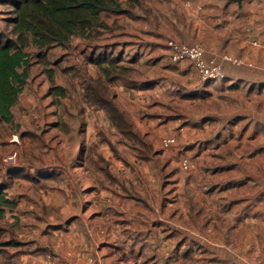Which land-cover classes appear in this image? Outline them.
I'll return each mask as SVG.
<instances>
[{
	"label": "crops",
	"instance_id": "crops-1",
	"mask_svg": "<svg viewBox=\"0 0 264 264\" xmlns=\"http://www.w3.org/2000/svg\"><path fill=\"white\" fill-rule=\"evenodd\" d=\"M118 1L122 12L105 13L106 28L50 51V61L61 62L54 80L64 96L51 91L38 64L37 96L25 100L24 92L17 105L37 108L34 129L46 151L77 129L90 154L95 131L112 129L121 152L99 149L78 165L75 154L64 164L61 153L50 150L52 159L44 160L38 149L37 165L20 156L10 174L1 172L16 206L0 221V264H264V167H255L264 165L263 11L252 9L254 0L242 7L232 0ZM170 40L203 45L223 67V86L240 84L241 137L219 124L217 94L227 91L212 85L200 96L203 84L190 62H171ZM110 61H120L127 78L108 77ZM86 78L108 87L148 144L146 158L138 154L142 144L132 147L105 111L87 102ZM63 113L82 120H62ZM173 137L176 145L164 148ZM13 139L18 135L9 138L16 148ZM184 156L191 171L180 166ZM235 161L241 170L232 169Z\"/></svg>",
	"mask_w": 264,
	"mask_h": 264
},
{
	"label": "trees",
	"instance_id": "trees-1",
	"mask_svg": "<svg viewBox=\"0 0 264 264\" xmlns=\"http://www.w3.org/2000/svg\"><path fill=\"white\" fill-rule=\"evenodd\" d=\"M7 4L12 6L15 14V17L8 20L12 27L11 34L14 37H7L0 32V123L12 124L16 122L13 108L18 104L30 79L34 52L37 51V64L44 67L43 72L51 84V91H57L59 95L64 96L66 90L56 87L54 80L61 62L50 61V51L57 47H68L73 38L89 40L97 34L95 32L98 29L106 28V23L103 20L105 13H120L122 7L118 0H9ZM95 48L97 47L95 46ZM110 62V67L103 69L108 77L127 78L123 67L117 65L120 61ZM189 65L194 68L192 63ZM194 70L197 72L195 68ZM225 79L226 76L219 82H202L204 91L200 96L208 93V87L221 84ZM236 86H238V90L241 87L239 83L229 87ZM224 88L227 90L226 87ZM259 88L262 90L264 85ZM84 90V98L87 102L97 109L105 111L112 125L124 137L129 138L132 147L136 142L144 146V149H138V154L142 158H146L150 154L148 144L140 133L134 130L125 113L110 96L108 87L102 84L101 79L86 78ZM232 117L219 120L224 128L228 127V131H226L228 134L234 131L236 126L235 123H231ZM240 119L242 120V117ZM224 130L221 131L224 132ZM22 134L25 135L28 132ZM75 156L77 159L73 160V164L83 160V154L75 153ZM184 157L192 164L191 158ZM184 159L180 161V166ZM239 160L237 159V161ZM240 164V162H236L231 166L241 170ZM14 169L15 167L0 169V219L5 218L7 211L16 206V203L8 199L4 193L8 184L2 181L3 174H1L3 171L10 174ZM23 177L35 180L29 174H25ZM251 187L254 186L251 185ZM261 198V195L256 196L255 202H259Z\"/></svg>",
	"mask_w": 264,
	"mask_h": 264
},
{
	"label": "rangeland",
	"instance_id": "rangeland-1",
	"mask_svg": "<svg viewBox=\"0 0 264 264\" xmlns=\"http://www.w3.org/2000/svg\"><path fill=\"white\" fill-rule=\"evenodd\" d=\"M8 1L9 0H0V3H3V4H0V32L6 35L7 37H14V35L11 34L12 27L10 26V23L8 20L12 17H15V14L12 10L13 9L12 6H9L7 4ZM251 4H253L252 9H260L261 11H263V0H254V2ZM125 63H127V61H125ZM123 70L126 73L128 72V70H125L124 68ZM40 72H41V67H39L37 64V51H35L32 57V67L30 69V79L25 88V93H24L25 100L33 99L32 96L34 94H36L37 96V75ZM224 87L225 86H223L220 83L214 86V89L217 90L218 92L220 90L227 91V93H224L222 95L217 94L218 109H219L218 120H223V118L232 117L229 114H233V117L230 120H232L231 123H235L238 126V129L231 131L230 134L233 138H239L242 136V131H241L242 127L240 125L241 124V119H240L241 118V114H240L241 113V94L238 93V86L231 87V88L226 86L227 90H224L225 89ZM212 101H215V100H212ZM36 103H37V99H36ZM263 105H264V102H263ZM28 108L29 109H26V108L24 109V107L22 106L18 107L17 105L15 107V113H14L16 122L12 124L0 123V168L2 166V169L4 168L2 165L3 158L9 152H11V150L14 149V147H12V144L10 143V140H9V138H12L13 135H18V139L20 143L18 141L19 145L16 146V149L18 150L20 156L25 157V159L21 160V163L29 164V166L37 165V153L39 154V150L42 151L41 154L44 160L50 159V158L52 159L53 154L51 153L52 151L50 150H54V155H56V152L61 153L64 164H67V163L69 164L70 158H72L75 153H79V154L81 153L84 155V157L86 155V158H84V160H79L78 165L89 162L90 159L88 158V156L97 153L99 149H100L99 152L101 151L103 152L105 150L106 151L108 150L111 152L113 151L115 155L121 152V150H117V148H119L120 145L117 143L118 140L113 136L112 129L110 130L104 129L103 130L104 133L101 132L102 130L95 131L96 139L94 140V142H92L90 146V151H89L90 154H87V152L85 151L86 147L82 145L81 136L79 134V130L77 129L67 131V134L68 132H70L72 135L68 136L69 137L68 141L63 142V145H60V146L58 145L56 148L55 146L53 147V145H49V147H46L47 148V151H46L43 147L38 146L39 143L37 142V130L34 129V125L37 124V108H33L32 104L31 105L29 104ZM262 113L264 115V108H263ZM62 118H63L62 120H69L70 122L74 121L73 122L74 124H76L77 121L82 120L81 115H76V114H66L64 116V113H63ZM27 122L31 123L33 126L25 125V123ZM19 127H22L21 128L22 130H19ZM24 132H29V133L23 135L22 133ZM63 132L65 133V131ZM260 134L264 135V130L261 131ZM260 134H257L255 137H258ZM110 143H112L116 147V149L113 146H111ZM66 145H67V148H66ZM249 145L253 147L251 144ZM234 151H237L240 153L241 146L238 145L234 149ZM260 166L264 167V165H260L258 164V162L255 163V167H260ZM222 168L225 169L226 167L222 166ZM232 169L235 170V168H232ZM6 184H8V182H6ZM18 187L20 189L21 185H19ZM31 202L33 204V202H37V200H31ZM33 209L34 211H36L34 212L33 217H36L35 216L37 213L36 207ZM27 210H28L27 211L28 213L30 210L29 209ZM22 212L25 213L24 210H22ZM27 215L30 216L29 214ZM0 221H6V219L3 218V219H0Z\"/></svg>",
	"mask_w": 264,
	"mask_h": 264
},
{
	"label": "built area",
	"instance_id": "built-area-1",
	"mask_svg": "<svg viewBox=\"0 0 264 264\" xmlns=\"http://www.w3.org/2000/svg\"><path fill=\"white\" fill-rule=\"evenodd\" d=\"M263 14H264V0H263ZM264 26V23H263ZM167 48L170 54V60L173 64H179L188 61L193 64L197 70L201 82H219L225 78V72L222 65L215 57L207 58L206 51L203 45L196 43L192 45L179 43L174 40H170L167 43ZM226 61L233 62L236 65H240L241 61L233 60L230 57H224ZM13 142L18 140L13 139ZM176 138H166L162 141L165 148H169L176 144ZM20 159V154L16 148L11 150L2 160V165L6 167H16ZM183 170L188 171L192 169L190 160L184 159L181 163Z\"/></svg>",
	"mask_w": 264,
	"mask_h": 264
},
{
	"label": "water",
	"instance_id": "water-1",
	"mask_svg": "<svg viewBox=\"0 0 264 264\" xmlns=\"http://www.w3.org/2000/svg\"><path fill=\"white\" fill-rule=\"evenodd\" d=\"M232 1L237 2L240 5V7H242L243 0H232Z\"/></svg>",
	"mask_w": 264,
	"mask_h": 264
}]
</instances>
